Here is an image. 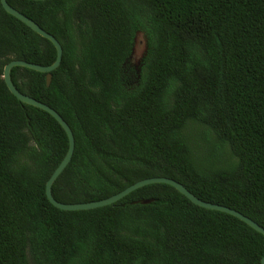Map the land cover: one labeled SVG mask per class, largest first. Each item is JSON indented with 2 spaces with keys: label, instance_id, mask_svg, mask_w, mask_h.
Instances as JSON below:
<instances>
[{
  "label": "trees",
  "instance_id": "16d2710c",
  "mask_svg": "<svg viewBox=\"0 0 264 264\" xmlns=\"http://www.w3.org/2000/svg\"><path fill=\"white\" fill-rule=\"evenodd\" d=\"M6 1L62 48L48 86L45 73L10 72L72 131L56 201H97L166 177L264 229V0ZM138 31L147 50L128 89L122 67ZM55 58L0 3V264H261L262 234L167 184L94 209L55 208L45 184L67 136L2 77L11 60Z\"/></svg>",
  "mask_w": 264,
  "mask_h": 264
},
{
  "label": "water",
  "instance_id": "95a60500",
  "mask_svg": "<svg viewBox=\"0 0 264 264\" xmlns=\"http://www.w3.org/2000/svg\"><path fill=\"white\" fill-rule=\"evenodd\" d=\"M34 1H44V0H34ZM0 3L6 13H8L9 15L15 17L16 19L24 23L27 27H29L32 31H34L36 34H38L42 38L50 41L56 50V58L53 61V63H51L50 65L42 66L39 64L25 62L22 60H11L9 63H7L4 66L3 76H2L6 87L8 88V90L13 96H15L20 102L24 104L33 106L35 108H38L48 113L62 127V129L64 130L67 136V139H68L67 151L63 159L58 164V166L55 168V170L52 172V174L50 175V177L48 178L45 184L46 198L55 208H58L60 210H65V211H78V210H89V209H94V208H98L102 206H107V205L117 202L118 200L122 199L123 197H125L126 195H128L129 193H131L132 191L140 187H143L149 184H154V183H162V184H167L173 187L175 190H177L180 194L185 196L194 205L199 206L201 208L208 209V210L219 211V212L231 215L239 219L240 221L244 222L246 225H248L249 227H251L252 229H254L255 231L259 232L260 234L264 236V229L261 226H259L257 223H255L253 220L248 218L247 216L241 214L240 212L232 208L200 200L196 196H194L191 192H189L181 183L173 179L166 178V177H151V178H145V179L139 180L131 184L130 186L126 187L122 191L112 196H109L107 198L97 200V201L83 202V203H61V202L56 201L51 194V186L56 180V178L60 175V173L64 170V168L67 166V164L69 163L72 157L73 149H74V137H73L72 131L70 127L68 126V124L62 119V117L55 110H53L46 104L41 103L19 92L15 88L11 80L10 72L13 67H23V68H27V69H30L36 72L45 73L46 74V85L48 86L51 81V72L55 70L60 64L61 57H62V48L54 36L44 31L34 21H32L31 19H29L28 17H26L25 15H23L22 13H20L13 7H11L7 3L6 0H0ZM147 202L148 201H145L143 203H147ZM261 264H264V256L261 259Z\"/></svg>",
  "mask_w": 264,
  "mask_h": 264
},
{
  "label": "rangeland",
  "instance_id": "374dc122",
  "mask_svg": "<svg viewBox=\"0 0 264 264\" xmlns=\"http://www.w3.org/2000/svg\"><path fill=\"white\" fill-rule=\"evenodd\" d=\"M146 36L143 31L135 34L132 50L122 67V78L126 88L131 89L138 82V74L146 55Z\"/></svg>",
  "mask_w": 264,
  "mask_h": 264
}]
</instances>
